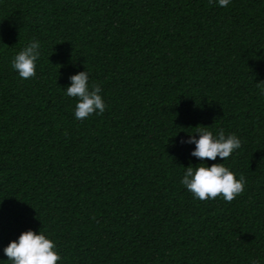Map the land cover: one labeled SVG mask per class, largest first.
Here are the masks:
<instances>
[{"label":"trees","instance_id":"obj_1","mask_svg":"<svg viewBox=\"0 0 264 264\" xmlns=\"http://www.w3.org/2000/svg\"><path fill=\"white\" fill-rule=\"evenodd\" d=\"M38 40L36 75L11 61ZM102 115H74L72 75ZM264 0H0V264L41 231L57 264H264ZM235 134L224 161L181 143ZM223 163L244 192L200 201L188 166Z\"/></svg>","mask_w":264,"mask_h":264},{"label":"clouds","instance_id":"obj_2","mask_svg":"<svg viewBox=\"0 0 264 264\" xmlns=\"http://www.w3.org/2000/svg\"><path fill=\"white\" fill-rule=\"evenodd\" d=\"M213 3V0H209ZM230 0H218L220 7H227ZM40 43L38 40L29 42L11 61L13 70L17 71L23 79H30L36 75V61L39 59ZM71 84L66 88V95L77 98L74 115L77 120H84L93 113L102 115L106 105L99 94L102 89L99 84H93L89 88V74L86 71L70 77ZM261 83H257L261 87ZM264 94V87H261ZM196 135H189L187 140L181 143L195 144V150L191 155L201 161L213 160L220 157L223 161L228 158L234 150L241 147V140L235 135L225 136L224 130L219 129L214 136L208 127H195ZM199 167L188 166L185 168L181 184L192 193L193 197L200 201L216 199L218 196L231 203L238 195L244 192L246 183L243 175L237 180L235 174L225 167L223 163H214L210 167L199 164ZM55 243L46 238L41 231L28 230L20 234L18 240L11 241L5 248L4 253L11 264H57L61 259L54 250ZM252 264H259L253 260Z\"/></svg>","mask_w":264,"mask_h":264}]
</instances>
